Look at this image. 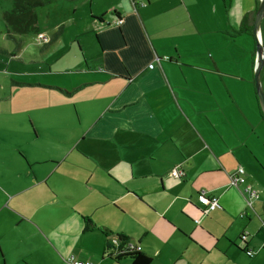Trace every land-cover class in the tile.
I'll use <instances>...</instances> for the list:
<instances>
[{
    "label": "crops",
    "instance_id": "1",
    "mask_svg": "<svg viewBox=\"0 0 264 264\" xmlns=\"http://www.w3.org/2000/svg\"><path fill=\"white\" fill-rule=\"evenodd\" d=\"M72 2L56 28L72 25L76 55L11 81L22 99L0 108V264H130L105 253L118 237L150 264H264L260 0Z\"/></svg>",
    "mask_w": 264,
    "mask_h": 264
},
{
    "label": "rangeland",
    "instance_id": "2",
    "mask_svg": "<svg viewBox=\"0 0 264 264\" xmlns=\"http://www.w3.org/2000/svg\"><path fill=\"white\" fill-rule=\"evenodd\" d=\"M12 7L13 0H0V108L3 105L5 106L4 99L13 94L15 90H18L11 81L26 85L38 80L36 76L28 74L46 72L49 67H52L53 70L66 69L62 64L60 66L56 65L54 61L76 55L77 53V44L71 42L75 38H71L69 33L72 30L69 27L72 25L56 28V25L60 27L59 25L73 18L74 4L72 0H51L47 6L35 9L38 18L37 26L39 32L42 33L41 35L47 40L50 37L52 38V36L61 37L60 45L57 46V49H54L51 54L46 56L41 54L42 43L36 39L39 32L22 36L8 32L3 21V14L11 10ZM80 14L83 15L84 11L80 10ZM262 23L264 24V19ZM262 34H264V31H262ZM17 95H23V93H18ZM17 95L13 94L14 99L17 101L21 100L22 98ZM54 110H56L55 107L50 108L45 103L38 109V111L48 114V120H50L49 117L54 116ZM32 113L34 116L35 112L33 111ZM23 115L20 116L21 119ZM8 121L11 122L12 119L7 116L0 117V123Z\"/></svg>",
    "mask_w": 264,
    "mask_h": 264
},
{
    "label": "trees",
    "instance_id": "3",
    "mask_svg": "<svg viewBox=\"0 0 264 264\" xmlns=\"http://www.w3.org/2000/svg\"><path fill=\"white\" fill-rule=\"evenodd\" d=\"M50 0H13V7L3 14V21L10 34L28 35L38 33V20L36 8L47 6ZM119 20V18H117ZM40 34H37V37ZM38 40V38H36ZM41 43V42H40ZM44 44V43H42ZM258 110L262 116L260 108ZM130 244L125 238L118 237L116 242L108 241L105 246V253L116 262L129 259L130 264H150L151 259L143 255Z\"/></svg>",
    "mask_w": 264,
    "mask_h": 264
},
{
    "label": "built area",
    "instance_id": "4",
    "mask_svg": "<svg viewBox=\"0 0 264 264\" xmlns=\"http://www.w3.org/2000/svg\"><path fill=\"white\" fill-rule=\"evenodd\" d=\"M115 23L118 26V24L121 23V20H116ZM43 37L44 36H42L41 34L38 35V37H37L38 41L41 42V43L48 42V40L45 37L44 38ZM148 67L150 69H152L153 65H149ZM242 173H243V170L241 168H239L238 171H237V175L230 177V185L232 187L238 188V187H240V185L243 184L244 180H243V178H241V174ZM171 176L173 178H176V179H181L183 175H182V173L178 172V170H174V171L171 172ZM242 191L248 197L247 201H246L247 205L249 207H251L252 201L257 200L258 197H259L258 192L253 190V189H251V188H249V187H243ZM197 201H198L199 204L203 205L206 208V212H212V211L216 210L219 207L217 198L208 197L204 192H201V193H199L197 195ZM262 224H264V222H262ZM113 242L115 243L116 241L114 240ZM132 248H133V246H132ZM136 250L140 251L139 248H136ZM246 254L249 257L252 256V253L249 252V251H246ZM74 264H81V263H74Z\"/></svg>",
    "mask_w": 264,
    "mask_h": 264
},
{
    "label": "water",
    "instance_id": "5",
    "mask_svg": "<svg viewBox=\"0 0 264 264\" xmlns=\"http://www.w3.org/2000/svg\"><path fill=\"white\" fill-rule=\"evenodd\" d=\"M264 19V0H260L259 7L257 9L252 35L255 40L256 55H255V66H254V82L257 94L258 104L264 118V93L260 82V72L264 66V41L261 31V23Z\"/></svg>",
    "mask_w": 264,
    "mask_h": 264
}]
</instances>
